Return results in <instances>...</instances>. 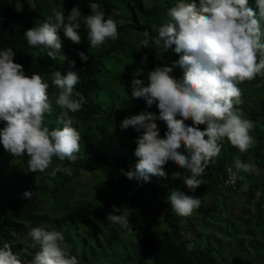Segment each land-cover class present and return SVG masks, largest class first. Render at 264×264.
I'll list each match as a JSON object with an SVG mask.
<instances>
[{"label":"trees","instance_id":"trees-1","mask_svg":"<svg viewBox=\"0 0 264 264\" xmlns=\"http://www.w3.org/2000/svg\"><path fill=\"white\" fill-rule=\"evenodd\" d=\"M120 1L127 14L124 20L121 15H114L115 0H93L100 4L105 19L112 18L116 22L121 19L120 24L117 23L118 39L107 40L94 52L87 39L83 17L79 45L71 43L63 31H59L63 45L61 55L75 61V67L69 69L68 61L59 57L51 60L39 48L30 47L24 32L35 22L38 26L42 24L38 12H46L51 17L54 10H60L67 18L71 9L78 7L82 15L87 16L90 0H52L51 4L47 0H0V50L11 47L15 53L14 63L22 65L26 75L38 73L49 83L53 111L45 114V125L50 130L62 128L58 123L61 110L55 105L59 90L51 84L55 71H60L62 76L69 70L77 71L80 80L73 96L75 99L83 96L85 100L80 111L69 114L81 136L77 160L60 162L53 158L52 167L59 164L62 169L71 168L72 174L61 171L52 177L49 174L51 167L45 173H31L26 181L32 182L26 185L23 193L33 192L34 203L32 199L24 198L15 186L19 169L27 167V155L22 156L24 159L14 157L0 144V247L8 244L22 260H31L39 251V245L34 248L27 233L33 227H44L64 234L71 254L80 264H264V76L239 86L242 103L238 107L243 118L254 122L251 135L255 145L249 152L241 155L227 140L223 141L219 156L202 177L204 183L194 193L181 180L172 179V173L178 172L172 162L164 167L166 179L152 176L150 183L142 185L129 181L121 170H135L138 162L134 155L135 140L141 133L132 128L122 131L119 125L124 118L145 110L159 114L155 105L148 109L142 99L130 98L131 83L139 79L142 86H148L149 71H140L138 67L150 61L154 65L155 60L156 67H172L179 59L173 51L174 45L166 52L155 48L151 41L148 49H139L138 45L147 38L145 33L148 37L157 35L159 26L169 20L168 9L179 0ZM193 2L199 7V0ZM248 6L257 10L255 0H248ZM77 52H84L88 61L81 62ZM111 54H115L116 59V63L110 62L112 65L106 62ZM145 56L147 60L142 64L141 59ZM115 64L118 65L116 69ZM113 66V73H110ZM121 68L129 73L121 74ZM170 75L179 81L183 72L176 67ZM156 123L163 138L166 125L162 121ZM186 124L191 125V121ZM4 126L5 122L0 121V129ZM204 127L200 126L201 130ZM237 156L245 162L251 160L262 170L260 174L237 172L234 167ZM230 168L237 174L236 183L225 187ZM86 169L92 171L100 185L95 192L78 183L81 172ZM239 174L250 184L247 191L243 190L245 180ZM73 184L79 185L82 191L78 198L73 194L77 188ZM176 189L186 195L201 196V204L208 206L207 210L202 207L195 211L199 217L196 223L192 216L183 218L171 209L167 198L170 191ZM220 195L233 197L232 202L225 201V214L221 220L230 224L234 231L231 236L237 238L235 251L230 247L226 249L223 244L227 232L218 227L220 217L214 221L205 213L217 203ZM210 200L216 203L212 205ZM239 202H243V206L236 215L233 209ZM40 204L45 206L44 213L40 212ZM113 207L130 212L131 232L106 221ZM218 235H222V241L215 246ZM189 244L193 246L192 251L187 249Z\"/></svg>","mask_w":264,"mask_h":264},{"label":"clouds","instance_id":"clouds-1","mask_svg":"<svg viewBox=\"0 0 264 264\" xmlns=\"http://www.w3.org/2000/svg\"><path fill=\"white\" fill-rule=\"evenodd\" d=\"M255 5L257 10L248 6V0H199L197 7L193 0H179L168 9L169 20L159 26L155 37L145 33L141 48L148 49L151 41L166 52L174 45L179 59L172 67H155L148 72V86H142L139 79L131 83L130 98L142 99L148 109L155 105L159 114L145 110L124 118L119 125L122 131L132 128L141 133L135 140V170H121L129 181L142 185L150 183L152 176L166 179L164 167L172 162L182 170L173 172L172 179L181 180L194 193L204 183L202 177L219 156L223 141L241 155L254 147V122L243 118L238 106L242 103L239 86L264 76V0H255ZM88 7L89 15L83 16L78 7H73L67 18L62 11L54 10L48 21L24 32L27 44L45 52L51 60L59 57L68 61L69 69L74 68L75 61L61 55L60 30L71 43L79 45L83 17L93 49L107 40H117L119 35L116 21L105 19L99 3L90 0ZM14 55L11 47L0 50V121L5 122L0 129V144L14 157L27 155V172L45 173L51 167L52 177L61 171L71 175V168L52 165L54 157L74 163L81 151V136L69 115L80 111L85 103L83 96H73L80 80L78 72L52 74L51 84L59 90L55 105L61 110L58 123L62 128L50 130L44 123L45 114L53 111L49 83L38 73L26 75L23 66L14 63ZM77 55L81 62L89 59L84 52ZM146 60L142 57L141 63ZM176 67L183 72L179 81L170 75ZM189 120L191 125L186 124ZM156 121L166 125L163 138ZM200 126L205 127L201 130ZM234 167L237 172L256 175L262 171L240 156L235 158ZM230 170L237 179L235 171ZM23 196L33 199L34 193L26 191ZM167 199L175 214L183 218L192 216L201 206L200 198L178 189L171 190ZM129 215L113 207L106 221L131 232ZM27 236L34 248L39 245L34 257L22 260L5 244L0 247V264H80L61 231L33 227ZM192 248L191 244L187 246L188 251Z\"/></svg>","mask_w":264,"mask_h":264},{"label":"rangeland","instance_id":"rangeland-1","mask_svg":"<svg viewBox=\"0 0 264 264\" xmlns=\"http://www.w3.org/2000/svg\"><path fill=\"white\" fill-rule=\"evenodd\" d=\"M47 2L51 4L52 0H47ZM115 3L117 5V8L115 9L114 15L116 17H119L121 15L123 17L122 20H124V18L127 16L126 10H125V7H124V3L121 2L120 0H115ZM36 14L38 15V17L40 19L39 20V23H44V22L48 21V18L50 17V15L47 14L46 12H41V13L38 12ZM120 22H121V19L120 20H117L116 23L120 24ZM34 26H38V22H35L32 25V27H34ZM147 30H149V29H147ZM138 46H139V49H140L141 46L140 45H138ZM91 50L94 52L96 50V48L95 49L91 48ZM110 57H107L106 58L107 64H111L110 62L116 63L115 54H111ZM156 63H157L156 60H155L154 65L152 64V61H150L149 63H146L142 67H138V68H139L140 71L146 70V71H149L150 72L151 70H153L156 67V65H155ZM117 66L118 65L115 64V69H116ZM144 67L146 69H144ZM113 69H114V66L110 70V73H113L112 72ZM120 72H121V74H124V73L128 74L129 73L128 70L122 69V68L120 69ZM113 134L114 133H111V135H113ZM116 137H117V135H116ZM181 150H183V148H181ZM19 158L20 159H24V157H19ZM174 167L176 168L175 170H177V171H180L181 170L176 165H174ZM235 174H236V172H235ZM30 175H31V172H27V167H25L24 169H22V168L19 169V180H17V182H15V186L18 188V190L20 192L23 193V191H25L26 185L27 184H30L32 182L30 179L28 181H26L27 178H30ZM239 177L242 180H245L244 183H243V186H244L243 187V190L244 191H247V188H249L250 184L248 185L247 180L242 176V174H239ZM78 183H82L81 185L83 187H86V189L89 190V191H91V192L92 191L95 192L100 187V185L97 183V179H95V177L93 178V173H92V171L90 169H86V170H84V171L81 172V174H80V176L78 178ZM75 185L76 184H73L72 186H75ZM76 186H77V188H76V190L74 191L73 194L75 195L76 198H78L79 195L82 193V191L80 190V186L79 185H76ZM198 197L200 198L201 196H198ZM76 198H74V199H76ZM232 200H233V197H227V196L220 195L219 198H218V200H217V203H216V201H213L212 202L210 200L212 202V205L214 203H216V204L213 205L212 207H209L210 208L209 211H207L205 213L208 214V218H211L214 221H218V218L220 217L219 223L217 222L218 223V227H219V229H224V231L227 232V234H226L227 237H225L223 239V244H224V246H225L226 249H228L230 247L232 251H235L236 250V243L235 242L237 241V238H232V236H231V234H233L234 231L231 228V225L230 224H228L226 221H224V219L221 220V218H223V214H225V212L223 210V206L225 204V201L232 202ZM31 202L34 203V200L32 199ZM74 204H71V205H74ZM242 206H243V202H239L238 204H236V206L233 209L234 214L238 215L239 212H240V210L242 209L241 208ZM202 207L205 210L208 209V206L201 204L200 208L197 209L196 211H199ZM39 209L41 210L40 212L44 213L43 211L45 209V206H42L40 204L39 205ZM197 220H199V217H197V215H196V213L194 211V213L192 214V221L194 223H196ZM221 221H223V222L221 223ZM229 232H230V235H228ZM220 236H222V235H218V240H216L214 242L215 246H218V242L222 241V238ZM239 256L240 257H243L242 255H239ZM230 257H233V255H230Z\"/></svg>","mask_w":264,"mask_h":264},{"label":"built area","instance_id":"built-area-1","mask_svg":"<svg viewBox=\"0 0 264 264\" xmlns=\"http://www.w3.org/2000/svg\"><path fill=\"white\" fill-rule=\"evenodd\" d=\"M236 178L233 175V173L231 172L230 169L227 170V178L224 181V186L225 187H230L233 186L235 184Z\"/></svg>","mask_w":264,"mask_h":264}]
</instances>
